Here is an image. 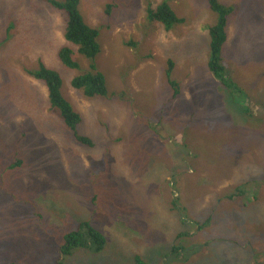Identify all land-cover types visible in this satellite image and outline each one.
<instances>
[{"label":"rangeland","instance_id":"1","mask_svg":"<svg viewBox=\"0 0 264 264\" xmlns=\"http://www.w3.org/2000/svg\"><path fill=\"white\" fill-rule=\"evenodd\" d=\"M167 1L183 20L169 32L148 20L155 8L144 0H116L107 15L105 0H79L84 22L99 30L101 51L89 60L65 40V12L45 0H0V217L8 226L0 228V264H135L139 255L148 263L181 232L186 250L196 249L174 264H264V112L244 99L245 118L241 99L208 72L217 15L205 0ZM222 1L238 12L227 17L220 56L261 97L264 0ZM63 47L82 71L96 64L106 97L71 88L76 73L57 57ZM39 61L59 74L62 97L80 114L77 132L93 147L76 143L48 109L43 83L26 74ZM15 159L23 165L4 173ZM247 183L242 197L226 199ZM82 221L103 234V249L59 260L64 235Z\"/></svg>","mask_w":264,"mask_h":264},{"label":"trees","instance_id":"2","mask_svg":"<svg viewBox=\"0 0 264 264\" xmlns=\"http://www.w3.org/2000/svg\"><path fill=\"white\" fill-rule=\"evenodd\" d=\"M53 9L67 14L66 25L64 29V38L67 43L72 46L77 47L78 53L85 57L86 59L92 60L100 53V45L98 43L99 30L95 27L97 26H88L79 12V0H45ZM116 0H105L106 2V15L110 13L113 4ZM149 6L155 8L154 11H148V20L156 24L161 25L167 32L171 31V28L175 24L182 23V19L178 18L173 12L172 8L169 5L167 0H161L160 3H156L157 0H144ZM220 1V2H219ZM205 0L209 11L217 15V21L212 26L208 27V36H209V45H208V55H207V70L212 72L213 75L218 77L222 81V86L225 88L235 99H241L236 102L238 105H242L245 118H251V113L248 108H246L245 100L248 99L253 103L258 104L264 112V95L259 97L258 92L253 88V94L249 92L252 85L245 81V85L242 86L239 81L240 79L236 78L232 74V77L229 75L232 70L229 66L223 61L221 53V47L226 37V27L228 19L227 17L233 13L236 14L238 11L237 5L226 4L222 0ZM108 3V4H107ZM156 3V4H155ZM209 3V4H208ZM205 4V3H204ZM242 4V3H241ZM226 9V10H225ZM175 10V9H174ZM176 11V10H175ZM224 19V20H223ZM102 29V28H101ZM262 32L259 33L261 35ZM171 39V38H170ZM259 40H264V37L258 38ZM172 41V40H171ZM221 41V42H220ZM131 46H135L134 43H129ZM60 64L68 71L75 72L76 75L71 79L70 86L74 90L78 91L85 99H91L95 97H106L107 89L105 86L104 75L98 71V68L94 62L91 66L82 71L81 64L78 60H74L72 50L69 47H63L57 53ZM225 63V65L223 64ZM165 64L167 66V71L165 73L168 84L171 88L174 89L173 98L177 97L178 87L177 84L170 79V74L172 72L174 62L169 56L165 58ZM26 74L32 77L35 80L43 83L47 90V99L50 111L58 112L63 125L67 131H69L76 141L77 144L87 147H93V142L82 135H79L77 132V127L80 124V114L75 112L72 109L71 105L66 101L60 92L62 80L54 71L47 69L44 64L39 61L38 68L34 71L25 70ZM209 72V73H210ZM264 73V71H263ZM248 95H246L241 88H245ZM125 96V94H121ZM257 99V102L253 99ZM255 122L254 120L252 121ZM264 123V122H263ZM15 157L12 155L11 158ZM23 165V161L15 159L9 163V165L3 169V172L8 170H13L15 168H20ZM104 178V177H103ZM6 178H3L5 181ZM249 188V183L244 185H239L235 188L234 193L227 196V200L232 201L234 197H242L247 192ZM32 195L31 189L29 195ZM28 195V196H29ZM24 195L26 199H32ZM255 197H253L252 203H255ZM171 212L178 211L176 204L173 201ZM211 218H208L206 221L201 224H197V229H202ZM125 222L129 221L128 218H124ZM185 221L182 219L180 223ZM258 224H262L259 222ZM127 226V224H125ZM8 227L4 222L3 218L0 217V228ZM262 229V226L259 228V231ZM186 232L177 233L175 236V243L167 249L163 254H148L147 259L150 264H154L153 257L158 259L165 260L162 264H171L174 262L186 263L189 260L190 251L196 249L193 247H188L190 251L186 250L185 246L182 245L183 237L186 236ZM106 243V238L102 233L93 228L88 221H82L78 224L77 228L71 229L68 231L64 237L63 242L58 248V257L59 260L63 259L65 256H70L73 251L78 249L89 248L93 253L98 254L103 249ZM140 257L134 259L135 264H149ZM159 264V263H158Z\"/></svg>","mask_w":264,"mask_h":264},{"label":"bare ground","instance_id":"3","mask_svg":"<svg viewBox=\"0 0 264 264\" xmlns=\"http://www.w3.org/2000/svg\"><path fill=\"white\" fill-rule=\"evenodd\" d=\"M209 4V3H208ZM226 10V9H225ZM224 20V19H223ZM221 42V41H220ZM106 45V44H105ZM102 55V54H101ZM76 142H77V140H76ZM13 161V160H12Z\"/></svg>","mask_w":264,"mask_h":264}]
</instances>
